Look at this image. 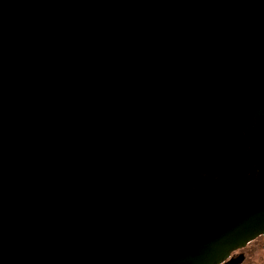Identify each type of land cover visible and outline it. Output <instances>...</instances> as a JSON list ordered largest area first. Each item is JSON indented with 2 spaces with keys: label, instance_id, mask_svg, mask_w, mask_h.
Segmentation results:
<instances>
[{
  "label": "water",
  "instance_id": "95a60500",
  "mask_svg": "<svg viewBox=\"0 0 264 264\" xmlns=\"http://www.w3.org/2000/svg\"><path fill=\"white\" fill-rule=\"evenodd\" d=\"M264 232V0H0V264H214Z\"/></svg>",
  "mask_w": 264,
  "mask_h": 264
},
{
  "label": "flooded vegetation",
  "instance_id": "af4514ba",
  "mask_svg": "<svg viewBox=\"0 0 264 264\" xmlns=\"http://www.w3.org/2000/svg\"><path fill=\"white\" fill-rule=\"evenodd\" d=\"M214 264H264V232L231 246Z\"/></svg>",
  "mask_w": 264,
  "mask_h": 264
}]
</instances>
